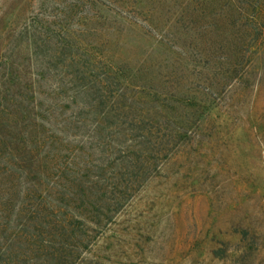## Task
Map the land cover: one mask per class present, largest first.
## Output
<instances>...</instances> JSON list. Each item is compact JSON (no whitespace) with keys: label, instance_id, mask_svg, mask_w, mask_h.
I'll list each match as a JSON object with an SVG mask.
<instances>
[{"label":"rangeland","instance_id":"obj_1","mask_svg":"<svg viewBox=\"0 0 264 264\" xmlns=\"http://www.w3.org/2000/svg\"><path fill=\"white\" fill-rule=\"evenodd\" d=\"M253 4L0 0V264H264Z\"/></svg>","mask_w":264,"mask_h":264},{"label":"trees","instance_id":"obj_2","mask_svg":"<svg viewBox=\"0 0 264 264\" xmlns=\"http://www.w3.org/2000/svg\"><path fill=\"white\" fill-rule=\"evenodd\" d=\"M261 1L262 0H254V4H253V7L254 8H259V6H260V4H261ZM42 39V42H44L45 40H46V38L44 37V38H41ZM32 49L34 50V52H36L38 55H39V52L40 53H42L41 51H40V49H39V46H37V43H36V41L34 40H32ZM41 69V68H40ZM42 71H43V69H41Z\"/></svg>","mask_w":264,"mask_h":264}]
</instances>
